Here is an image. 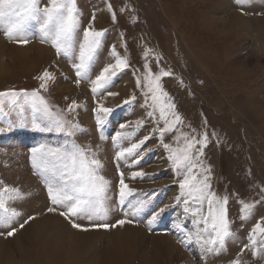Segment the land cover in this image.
<instances>
[{
    "label": "rangeland",
    "instance_id": "374dc122",
    "mask_svg": "<svg viewBox=\"0 0 264 264\" xmlns=\"http://www.w3.org/2000/svg\"><path fill=\"white\" fill-rule=\"evenodd\" d=\"M75 3L79 26L71 56L41 42L42 15L25 31L27 44L8 40L6 26H0V93H21L15 104L0 98V128L5 129L0 132V190L19 192L6 200L19 215L0 224V264H231L236 259L264 264V234L252 231L257 224L264 227V0ZM47 4L39 0L41 9ZM86 29L103 35L78 78L74 65L79 64ZM10 48L16 53H9ZM117 59L126 60L127 67L94 94L92 81ZM45 70L54 77L46 89L38 78ZM148 71L153 76L170 73L159 81L168 94L163 103L175 105L182 120L163 135L165 122L145 86ZM33 92L43 98L52 118L78 128L71 135L41 131L48 120L43 105L37 100L34 107L33 98L23 95ZM100 107L112 111L105 114ZM167 119H174L170 112ZM205 135V145L196 143L192 149V175L201 180L208 176V191L221 202L227 197L224 208L232 235L219 251L218 244L202 247L203 241L196 240V217L185 213L186 197L176 199L187 169H177L169 159L172 150L179 153L186 146V138L199 141ZM73 143L102 165L98 175L108 181L104 219L60 215L67 209L51 203L33 169V147ZM121 176L133 190L124 203ZM141 202L143 209L133 215ZM245 204L253 207L245 211ZM188 206L208 215L207 200L202 207L189 200ZM121 220L123 225L117 223ZM100 224L109 227H95ZM201 234L204 240L214 235L211 229ZM250 235H255V245ZM208 247L214 250L208 252Z\"/></svg>",
    "mask_w": 264,
    "mask_h": 264
},
{
    "label": "snow or ice",
    "instance_id": "6c2138e0",
    "mask_svg": "<svg viewBox=\"0 0 264 264\" xmlns=\"http://www.w3.org/2000/svg\"><path fill=\"white\" fill-rule=\"evenodd\" d=\"M243 3V0H239ZM77 9L75 0H48L47 6L43 9L39 7V0H0V26H6L4 32L5 37L8 40H13L19 44H27L28 40L24 36L25 31L28 29L30 23L37 20L41 15L43 16V23L40 27L41 42L50 43L53 48L56 49L58 54L63 53L65 56L72 55L73 42L76 30L79 26V20L77 18ZM103 32L86 29L84 31V39L80 44L79 51V64H75L77 77L80 78L84 75L88 65V61L92 58L93 52L100 46V37ZM113 55L115 51L113 50ZM127 67L126 60L117 59L115 65L105 67L100 74L92 81L93 87L92 92L95 94L98 89L104 88L116 75L117 70H121ZM147 65L145 69L147 70ZM170 75L169 72H161L159 75L153 76L150 71L145 76L146 87L148 91L152 93L151 99L153 101V107H157L160 111V117L165 122V127L161 129V135L164 132L172 131L176 124L182 123L181 117L175 113V105L170 102L165 105L163 98L167 97V93L163 92L160 86L161 76ZM43 83L41 88L47 86V81L54 79V77L47 70L38 77ZM79 82V79L78 81ZM139 85V80L137 81ZM115 95V93H109ZM21 95L14 91L0 93V98L9 97L10 104L16 103V97ZM24 96H31L33 98V106L35 107V101H39L43 105V114L48 118L47 123L42 127L41 131L46 132H67L69 135L72 131L77 129V125H69L66 127L67 121L62 119L52 118V114L49 112L46 103L43 98L39 97L38 93L33 92L23 93ZM3 100L0 99V104ZM128 103V101H125ZM75 102L70 105V110L75 108ZM165 108L168 111H165ZM40 111V109H37ZM99 111L105 114L112 111L108 108L100 107ZM169 112L171 113L173 120L167 119ZM152 115V113H149ZM99 122V118H98ZM143 123L137 121V124ZM39 127V125H37ZM124 125H121L123 128ZM11 128V124L9 125ZM4 128H0V132H4ZM120 134L118 133L117 136ZM207 140L206 135L196 140L195 137L191 139L186 138V146L179 150L171 151L169 157L173 161L174 166L177 169H187L184 180L180 183L181 196H178L177 202L180 201L181 197H186L184 200V211L185 213L191 212L193 217L192 223L197 229L194 233L198 242L203 241L204 245H219V251L223 249L226 238L230 237L232 233L229 231V224L226 219V211L224 204L227 203V197L224 198L223 202L215 197L214 193L208 191L209 177L205 176L202 180L192 175V169L196 167V164L192 159V149L196 143L201 145V148L205 145ZM137 146H133L135 148ZM167 148L168 145H165ZM132 149H129L131 152ZM32 166L34 171L41 176V179L45 183L48 189V195L53 205H61L67 209V211L60 212V215L66 219L69 217H76L87 215L89 219L99 218L104 219L106 217V210L103 209V199L108 181L102 176L98 175L99 169L102 167L99 160L88 159L85 151L75 143L71 144L70 147H50L45 144H40L37 147H33L32 150ZM123 155V153H121ZM202 155V151L198 153ZM206 171H208L206 169ZM143 175V173H134L133 176ZM264 192V189L261 190ZM133 190L129 189L124 183L123 176L120 180V203H124L125 199L132 195ZM19 195L17 189L4 188L0 190V224H6L11 221L13 217L19 215L15 209H9L7 207V199H14ZM189 200L199 204L201 207L205 200L208 202V215H202L199 208L190 209L188 204ZM144 207V202H141L139 206L133 210V215L138 214ZM253 207L251 204H245V211L250 210ZM49 211L55 209L49 208ZM161 209L160 212H163ZM160 212L155 213L152 219L149 220V225L155 221ZM33 219V217H29ZM27 223V221L25 222ZM118 224L123 225L125 221H117ZM201 223L204 227L201 229ZM116 225H112L115 227ZM179 226V225H178ZM23 227V225H21ZM73 228L80 229L81 226L76 223H72ZM95 227L107 229L109 225L100 224ZM209 229L214 235H211L209 239L204 240L201 233H208ZM87 230V229H81ZM253 234L259 233L264 234V227L257 224L252 230ZM13 232H8V236H12ZM250 240L253 245L256 243L255 235H250ZM213 247H208L207 251L212 252ZM231 264H240L238 259L231 261Z\"/></svg>",
    "mask_w": 264,
    "mask_h": 264
},
{
    "label": "bare ground",
    "instance_id": "6f19581e",
    "mask_svg": "<svg viewBox=\"0 0 264 264\" xmlns=\"http://www.w3.org/2000/svg\"><path fill=\"white\" fill-rule=\"evenodd\" d=\"M11 49H14V48H10V49H9V53H16L14 50H11ZM4 51H5V50H4ZM0 53H1V52H0ZM12 55H13V54H12ZM0 65H4V63H2V62L0 61ZM47 224H48V223H47ZM50 224H51V223H50ZM45 225H46V224H45ZM45 225H44V226H45ZM47 226H49V224H48ZM47 226H46V228H48ZM49 227H50V226H49ZM54 242H55V240H54ZM56 242H57V241H56ZM66 242H67V241H66ZM52 245H53V243H52ZM52 245H51V246H52ZM55 245H56V244H55ZM55 245H54V246H55ZM58 245H59V244H58ZM60 245H61V244H60ZM60 245H59V246H60ZM61 246H62V245H61ZM52 247H53V246H52ZM55 247H57V246H55Z\"/></svg>",
    "mask_w": 264,
    "mask_h": 264
}]
</instances>
